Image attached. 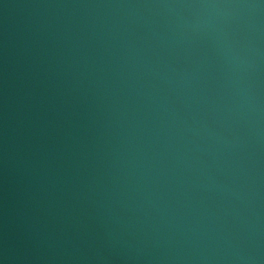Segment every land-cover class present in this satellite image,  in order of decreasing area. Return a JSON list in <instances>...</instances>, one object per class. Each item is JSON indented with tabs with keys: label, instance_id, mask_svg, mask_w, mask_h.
<instances>
[{
	"label": "water",
	"instance_id": "water-1",
	"mask_svg": "<svg viewBox=\"0 0 264 264\" xmlns=\"http://www.w3.org/2000/svg\"><path fill=\"white\" fill-rule=\"evenodd\" d=\"M0 264H264V0H0Z\"/></svg>",
	"mask_w": 264,
	"mask_h": 264
}]
</instances>
